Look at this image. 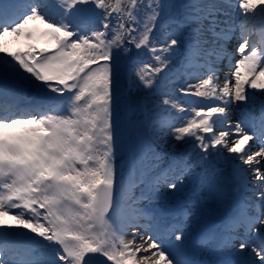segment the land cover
Wrapping results in <instances>:
<instances>
[{"label":"snow or ice","instance_id":"obj_1","mask_svg":"<svg viewBox=\"0 0 264 264\" xmlns=\"http://www.w3.org/2000/svg\"><path fill=\"white\" fill-rule=\"evenodd\" d=\"M180 46L206 70L195 84L165 91ZM133 47L150 55L133 65L137 88L158 94L148 120L154 132L159 125L158 134L192 145L203 169L196 191L219 193L225 170L237 187L234 213L199 243L227 251L215 264H264V0L0 2V264H193L183 243L189 208L168 219L140 203L161 184L178 191L187 161L139 196L135 163L128 178L117 174L114 104ZM15 81L47 101L23 105ZM239 102L253 112L258 103L259 115L232 122ZM210 157L223 168L210 167Z\"/></svg>","mask_w":264,"mask_h":264},{"label":"rangeland","instance_id":"obj_2","mask_svg":"<svg viewBox=\"0 0 264 264\" xmlns=\"http://www.w3.org/2000/svg\"><path fill=\"white\" fill-rule=\"evenodd\" d=\"M4 1L5 0H0V2H4ZM135 56H137L139 58L142 57L143 60H145V58H147V60H145V61L150 62V55H148L143 50L140 51L139 56L138 55H135ZM129 60L132 61V63H130V67H132L133 64L136 63V59L131 57ZM190 63L187 62L186 60H184L183 64L185 65L186 69H184V67L181 68V71H184V73H185V76H186L185 79H188L189 81L198 77V74L191 73V70L193 68L195 69V67L193 66L191 68ZM195 72H197V70ZM133 73H135V72L128 70L127 67L123 68V66H122V68L120 69L118 96L116 98V103L114 104V108H115L114 119H118V124H119V139L117 140V142L115 144V165L120 166L121 163L118 159L120 157H125V161H124V164L122 166L125 165V167L127 168L128 176L130 174L131 169L133 168L134 163H135L136 170L143 171V169H146L145 167H143L142 163L140 161H138L139 158L135 157V156H138V154L133 153V152H135L136 148L139 146L138 143H140V145L143 146V143H149L150 142L149 146L152 149L151 151H153V152L149 151V154L151 156L157 152L165 153L166 150H167V154L171 155V153L176 150L174 148V146L167 147V144L165 142V139L163 138V135L158 134L159 125L156 126L157 131L154 132L153 128H152V122L150 120H148L149 109L154 107L158 94H157V96H153L152 90L144 89L142 86L138 89L136 86L138 83L136 77L131 78V75ZM174 80H175V78H173L171 76V79L168 81V87L164 89L165 91L171 90V88L173 86H176V83L174 82ZM184 98H186V97H181L182 100H184ZM126 129L129 132L128 134H127ZM152 139L155 140V142H153ZM185 150L186 149H184L183 151H185ZM174 153H178V151L176 150ZM225 154H226V152H225ZM195 159L196 158H194V161H196ZM125 167H124V169H126ZM123 177H124V174H123ZM189 184H190V186H193V182H191ZM177 185H178V183H177ZM165 186L166 185H164V184L159 185L158 190L154 191L155 194L163 195L164 193H163L162 189ZM135 188L138 189V190L135 189V193L137 196H139L141 191L147 192L149 190L148 186L144 187L143 184H141V185L139 184ZM171 191L172 190H170V193H171ZM173 192L174 191H172V193ZM181 194L179 197H183V196H181ZM170 195L172 196V194H170ZM193 199H195V196L193 197ZM148 202L152 203L155 201H153L152 198H150V200H148ZM140 203L142 204V201ZM170 203H171V206H174L176 203V200L172 199L170 201ZM196 207L202 208L200 205H196ZM208 214H211V213H208ZM215 214L218 215L220 213H215ZM191 216L194 219H193V221H190V225L201 223V221H200L201 219L200 218L198 219L196 214L193 213ZM184 233H185V235L187 234L186 231ZM193 247H195L194 244H193ZM189 248L191 250H193L192 247H189ZM194 252H195V255L200 254L203 257V259L206 260V262H208L209 264L216 261V259L213 255L209 258H208V256H206L204 254H203L204 255L203 256L201 254L200 249L195 250ZM226 255H229V254L226 253Z\"/></svg>","mask_w":264,"mask_h":264},{"label":"bare ground","instance_id":"obj_3","mask_svg":"<svg viewBox=\"0 0 264 264\" xmlns=\"http://www.w3.org/2000/svg\"><path fill=\"white\" fill-rule=\"evenodd\" d=\"M180 31H184V30L178 29V33H177L178 35H179V32ZM9 39H11V38H9ZM238 43H239V30L237 29L236 34L233 36L232 40H230L228 42V46L229 45H233L236 48V46L238 45ZM13 46H15V45H13ZM178 49H179V47L176 49L175 54H174L173 59H172V68H173V75H172V77L175 78L174 82L176 83V87H179V86L186 87L188 84H195L197 82V78L198 77L197 78H194L193 80H190L189 81L188 79H185V77H186L185 76V73L182 72L181 69L179 70V68H180V61H179V53H178L179 51H178ZM233 57H234L233 63L235 62L236 59H239L238 54L237 55H234ZM223 70L224 71H220L219 70V72H218V76L220 77V81L221 82H223V80H224V78H225L226 75H229V68L227 66V62H225V65L223 67ZM135 71H136V69L134 68V70L132 72H135ZM134 77H135V75L133 73L131 75V78H134ZM10 87H12L14 93L17 92L20 97L21 96L28 97L29 99H31V102H34L35 103L37 101L38 102H46L47 101V97H45L42 93L38 92L32 85H30L28 83V81H15V82H13L10 85ZM249 92H255V90L249 89ZM256 95L257 96H260V93H256ZM191 98H193L194 100L201 99V98H197V97H191ZM250 106H251V104H249L247 102H239V103L233 105L232 108H231L230 114H229L230 115V119L236 120V121L240 120L242 114ZM163 138L165 139V142L167 144V147L174 146V148L177 151H182L184 149H189L190 156H189V154H188V156L189 157L194 156L192 154V145L191 144H185L183 141H175L171 135H167V134H164L163 135ZM196 151H199V149L197 148ZM214 165L223 166V163L219 159H215V160L214 159H211L210 160V167H212ZM225 172H227V170H225ZM231 185H235V184L232 182ZM234 192H237L238 193V190H235ZM206 194H208V193L205 192L204 195H202V196H205ZM217 194L219 195L220 192L217 193ZM228 194H230V193H228ZM247 195H248V200L250 201L253 198L252 193L249 192ZM211 202H212V200H210V198L207 197L206 198V201L203 204L204 205V208H205V210L207 212L208 211L213 212V211L210 210L212 208V205H213ZM224 209L225 208L222 206L221 211H224ZM204 247L206 248V246H204L202 244L199 245V248L202 250V252L205 255H211V253H206L205 252V248Z\"/></svg>","mask_w":264,"mask_h":264}]
</instances>
